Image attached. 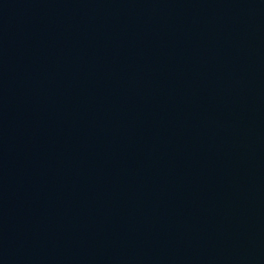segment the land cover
<instances>
[{"label": "water", "instance_id": "95a60500", "mask_svg": "<svg viewBox=\"0 0 264 264\" xmlns=\"http://www.w3.org/2000/svg\"><path fill=\"white\" fill-rule=\"evenodd\" d=\"M0 264H264V0H0Z\"/></svg>", "mask_w": 264, "mask_h": 264}]
</instances>
